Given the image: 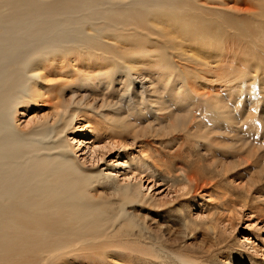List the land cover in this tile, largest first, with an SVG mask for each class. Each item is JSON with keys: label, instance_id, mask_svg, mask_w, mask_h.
Instances as JSON below:
<instances>
[{"label": "rangeland", "instance_id": "1", "mask_svg": "<svg viewBox=\"0 0 264 264\" xmlns=\"http://www.w3.org/2000/svg\"><path fill=\"white\" fill-rule=\"evenodd\" d=\"M177 1L163 6L162 0H145V7L135 6L131 16L115 17L114 24L121 28L119 45H137L150 56L173 53L185 58L179 66L194 73L195 87L229 109L230 123L221 125L213 140L221 144L215 143L211 154L198 139L201 144L194 149L188 140L175 139L178 133L167 121L149 115V109L161 112V102L171 109L164 94L150 93L158 84L154 75L134 76L136 83L128 90L117 76L113 96L108 95L103 74L81 88L74 76L54 77L53 82L65 81L62 90L55 89L48 103L19 107L14 124L24 132L46 122L54 125L55 113L61 111L54 102L81 109L63 138L85 172H103L114 180L96 187L92 195L101 197L108 208L106 242L121 256L102 263L97 247L53 264H264V0H196L208 11L187 0ZM231 9L256 14L238 16ZM206 86L214 92H204ZM237 103L243 106L239 114L233 110ZM132 108L137 119L131 116ZM94 113L119 121H113L115 127ZM123 123L125 131L118 130ZM202 126L206 128L204 122ZM141 159L155 165L151 176L137 166ZM180 170L207 184L205 190L195 192L191 184L168 177L179 176ZM118 184L137 185L144 200L142 206L128 209L138 225L130 232L116 217L119 197L111 189ZM140 227L145 229L143 238L138 237Z\"/></svg>", "mask_w": 264, "mask_h": 264}, {"label": "bare ground", "instance_id": "2", "mask_svg": "<svg viewBox=\"0 0 264 264\" xmlns=\"http://www.w3.org/2000/svg\"><path fill=\"white\" fill-rule=\"evenodd\" d=\"M187 1L193 2L198 9H210L199 1ZM144 2L0 0V264H53L55 260L79 257L82 252L97 247L102 263L121 256L114 254L106 242L105 232L110 221L106 215L108 208L101 203V197L92 195L96 187L114 180L103 172H85L73 160L71 149L63 138L81 109L74 106L70 109L61 102H54L53 107L61 109L55 113L54 125L46 122L24 132L14 124L19 107L48 103L54 90L65 85V81L53 82L54 77L74 76L81 88L92 85L94 78L103 74L108 95L113 96L112 85L117 76H122L128 90L136 83L134 76L145 72L147 76L154 75L158 84L150 93L164 94L171 109L157 102L161 112L154 114L149 109V115L157 114V121H167L173 132L178 133L175 139H181V143L188 140L194 149L201 144L200 140L212 154L217 149L214 144H221L216 142L219 139L213 140L219 134V127L230 123L229 109L223 102H212L205 95L207 93L195 87L194 73L179 66L181 61H187L185 58L173 53L164 57L150 56L137 45L120 47L117 30L121 28L114 24V18H126L130 12L135 13V6L144 8ZM175 2L178 1L162 0L160 4L167 6ZM179 7L182 8L180 4ZM231 11L238 16L256 14L248 9ZM121 49L126 51L118 57ZM210 89L206 86L204 92ZM242 107V103H237L233 110L239 114ZM94 114L112 126H115L113 121H119L118 118L110 120L102 113ZM131 116L138 118L134 109ZM126 127L123 123L118 130L125 131ZM137 166L143 167L146 177L155 170V165L150 166L147 160L141 159ZM181 171L179 176L168 177L191 184L195 192L205 190L207 184ZM118 185L111 189L112 194L119 197L116 217L124 222V230L130 232L135 222L128 209L142 206L144 200L137 185ZM142 228L138 231L139 238L145 233ZM70 248L81 252H64ZM223 264L232 263L225 261Z\"/></svg>", "mask_w": 264, "mask_h": 264}]
</instances>
